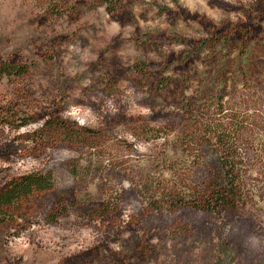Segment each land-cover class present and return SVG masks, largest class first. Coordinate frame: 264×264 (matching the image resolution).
Masks as SVG:
<instances>
[{"label": "rangeland", "instance_id": "obj_1", "mask_svg": "<svg viewBox=\"0 0 264 264\" xmlns=\"http://www.w3.org/2000/svg\"><path fill=\"white\" fill-rule=\"evenodd\" d=\"M0 264H264V0H0Z\"/></svg>", "mask_w": 264, "mask_h": 264}, {"label": "trees", "instance_id": "obj_2", "mask_svg": "<svg viewBox=\"0 0 264 264\" xmlns=\"http://www.w3.org/2000/svg\"><path fill=\"white\" fill-rule=\"evenodd\" d=\"M229 158V157H228ZM229 162V159L227 161V164ZM225 166V164H223ZM226 167V166H225ZM230 172V171H229ZM229 174V173H228ZM231 174H232V178H233V181H235L236 177L235 176V172H234V169H231ZM226 177V173L224 175V178ZM237 187L235 185H232V188L231 190L229 191L231 193V195H236L238 194V192L236 191ZM214 194H216V196L218 197H222V199L224 200L225 198L223 196H225L223 193L226 191V187H223L221 184L217 183V185H215L213 188H212ZM219 194V195H218ZM217 204V202H216ZM209 205L211 206V203H209Z\"/></svg>", "mask_w": 264, "mask_h": 264}, {"label": "flooded vegetation", "instance_id": "obj_3", "mask_svg": "<svg viewBox=\"0 0 264 264\" xmlns=\"http://www.w3.org/2000/svg\"><path fill=\"white\" fill-rule=\"evenodd\" d=\"M32 186H33V185H32ZM30 187H31V185H30ZM8 195H9V194H7L6 196H8ZM10 195H11V194H10ZM6 196H5V197H6ZM10 197H11V196H10ZM6 198H7V197H6Z\"/></svg>", "mask_w": 264, "mask_h": 264}]
</instances>
